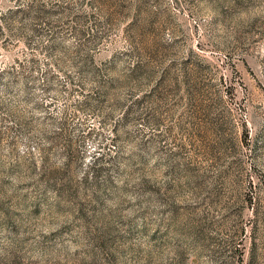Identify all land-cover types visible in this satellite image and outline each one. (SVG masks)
I'll use <instances>...</instances> for the list:
<instances>
[{
    "label": "rangeland",
    "instance_id": "1",
    "mask_svg": "<svg viewBox=\"0 0 264 264\" xmlns=\"http://www.w3.org/2000/svg\"><path fill=\"white\" fill-rule=\"evenodd\" d=\"M0 264H264V0H0Z\"/></svg>",
    "mask_w": 264,
    "mask_h": 264
},
{
    "label": "trees",
    "instance_id": "2",
    "mask_svg": "<svg viewBox=\"0 0 264 264\" xmlns=\"http://www.w3.org/2000/svg\"><path fill=\"white\" fill-rule=\"evenodd\" d=\"M140 70H138V68L135 69L134 74H136L137 72H139ZM133 74V75H134ZM146 78H148V76H143V79L145 80ZM70 148V147H68ZM244 232V230H242L238 235H237V245L234 247V252L236 253V256H238L239 259H243V254L245 251V245H244V240L242 239V233ZM255 254V246L252 245V247L250 248V256L253 259Z\"/></svg>",
    "mask_w": 264,
    "mask_h": 264
}]
</instances>
